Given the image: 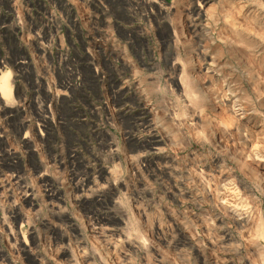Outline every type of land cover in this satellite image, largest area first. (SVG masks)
Instances as JSON below:
<instances>
[{
    "label": "rangeland",
    "instance_id": "obj_1",
    "mask_svg": "<svg viewBox=\"0 0 264 264\" xmlns=\"http://www.w3.org/2000/svg\"><path fill=\"white\" fill-rule=\"evenodd\" d=\"M3 74L0 264H264V0H0Z\"/></svg>",
    "mask_w": 264,
    "mask_h": 264
},
{
    "label": "bare ground",
    "instance_id": "obj_2",
    "mask_svg": "<svg viewBox=\"0 0 264 264\" xmlns=\"http://www.w3.org/2000/svg\"><path fill=\"white\" fill-rule=\"evenodd\" d=\"M200 13H203V8L202 7H200ZM30 60H27L26 61V59H24L22 62H19L18 63V65L20 66V69H24V67H27L28 65H30ZM2 65V64H1ZM97 74V76H99V74L98 73H96ZM184 77V76H183ZM187 77V76H186ZM190 77V76H189ZM42 79V78H41ZM177 79V78H176ZM182 82H183V79H180ZM190 80V79H189ZM174 82L177 84L178 82H177V80H174ZM182 84V83H181ZM188 84V83H187ZM180 86V85H179ZM183 86V85H182ZM48 87V86H47ZM46 87V88H47ZM181 87V86H180ZM12 88H13V85H12V79H11V75L10 74H3L2 76H1V78H0V116L1 115H4V116H7V115H9V114H11V113H14L15 112V106H16V108L17 109H19V111H23V107L22 106H20V105H16L15 104V102L13 101V97H12ZM190 89V88H189ZM46 92H49V90H47L46 89ZM193 93H195V92H193ZM192 93V94H193ZM196 93H198V92H196ZM196 93L195 94H193V95H196ZM190 94H191V92H190ZM191 94V95H192ZM57 95V94H56ZM190 95V96H191ZM198 95V94H197ZM196 95V98L198 97ZM57 99L59 98V96H55ZM193 96H191V98H192ZM195 97V96H194ZM195 98V99H196ZM202 100V99H201ZM35 103H36V101L35 100H31V104H33V105H35ZM195 103V102H194ZM26 104H27V102H25V104H23V106H26ZM47 104H48V101L46 100L45 102H44V105H42V107L44 108V109H46V113H47ZM201 104V103H200ZM198 105V104H197ZM146 109V108H145ZM145 111V110H144ZM145 113L147 114V113H149V111L146 109V111H145ZM3 117V116H2ZM203 117V116H202ZM203 119V118H202ZM206 119H208V118H206ZM212 120V119H211ZM206 121V120H205ZM210 121V120H209ZM212 123H213V121H211ZM206 123V122H205ZM22 125H24L25 126V121H24V123H22ZM34 131H35V129H34ZM2 131H0V133H1ZM4 133V132H3ZM43 135V134H42ZM41 135V136H42ZM41 139H43V138H41L40 137V140ZM155 139V138H154ZM5 140V139H4ZM23 143L24 144H27V143H30L31 144V139L30 138H28V137H25V140L23 141ZM158 144V141H155V144H153V145H157ZM7 148H9L10 150H8V152H9V155L13 158V163L15 162H17L18 164H20L21 163V157L19 156V154L17 153V151L16 150H13L12 148H10L9 146L7 147ZM30 148H28V150H29ZM4 150H6V149H4ZM157 150V149H156ZM30 152H33V151H35L36 152V150H35V148H34V150H32V149H30L29 150ZM3 156H5V155H3ZM2 156V157H3ZM10 157V158H11ZM1 160V159H0ZM12 164V163H11ZM13 184H15L17 187H18V189H19V191H21L20 192V194H21V197H22V199L25 201V202H30L31 204H33V203H35V191H34V189L30 186V185H28V184H25L23 181H22V178H21V174H20V172H14L11 176H10V179H9ZM40 180H41V182H43L44 183V187H45V189H46V196H47V198H48V200L51 202V203H54V202H58V203H61V200L59 199V197H60V195H61V193H60V191H59V189L57 188V187H55L54 186V184L52 183V181L50 180V178L48 177V175L47 174H43L42 176H40ZM76 201V200H75ZM54 206V205H53ZM103 216V215H102ZM119 216V215H118ZM118 216L117 215H115V214H113V215H110V216H106L105 215V217H99V218H97V219H95L96 220V222L97 223H101V221H103V222H106L108 225H111V226H113V227H108L107 228V230H108V232L109 233H111V234H113V235H116V236H123V230H122V228H119V222H118V219L120 218H118ZM118 218V219H117ZM63 220H64V222H65V226L64 227H66V230H68V231H71V230H73V227H74V224H73V221H71L70 219H64L63 218ZM100 221V222H99ZM95 222V223H96ZM121 223V222H120ZM105 224V223H104ZM53 226H55V225H52V227ZM54 229H56V227H53V230ZM58 229V228H57ZM56 229V230H57ZM62 229V228H61ZM66 230H63L62 229V235L63 236H66ZM73 232V231H72ZM75 232V231H74ZM130 242V241H129ZM20 243H21V241H20ZM129 244V243H128ZM135 245V244H134ZM133 244H129V247H130V249H132V250H134L136 247L134 246ZM21 246H23V245H21ZM24 249V248H23ZM25 249H26V252H29V250L25 247Z\"/></svg>",
    "mask_w": 264,
    "mask_h": 264
}]
</instances>
